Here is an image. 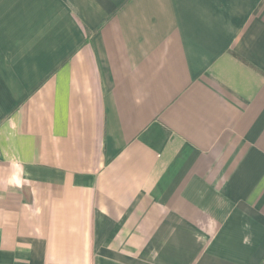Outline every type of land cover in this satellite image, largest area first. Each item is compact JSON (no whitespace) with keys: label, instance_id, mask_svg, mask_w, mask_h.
<instances>
[{"label":"crops","instance_id":"obj_1","mask_svg":"<svg viewBox=\"0 0 264 264\" xmlns=\"http://www.w3.org/2000/svg\"><path fill=\"white\" fill-rule=\"evenodd\" d=\"M0 264H264V0H0Z\"/></svg>","mask_w":264,"mask_h":264},{"label":"clouds","instance_id":"obj_2","mask_svg":"<svg viewBox=\"0 0 264 264\" xmlns=\"http://www.w3.org/2000/svg\"><path fill=\"white\" fill-rule=\"evenodd\" d=\"M15 167H16L17 171L15 173H13V175L9 179L8 183L10 185H15V186L19 187V186H21L20 185V177L23 174V167L21 165H16Z\"/></svg>","mask_w":264,"mask_h":264}]
</instances>
